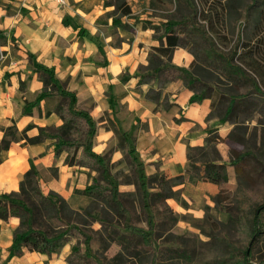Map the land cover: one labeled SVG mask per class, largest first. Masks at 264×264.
Masks as SVG:
<instances>
[{
  "label": "crops",
  "instance_id": "obj_1",
  "mask_svg": "<svg viewBox=\"0 0 264 264\" xmlns=\"http://www.w3.org/2000/svg\"><path fill=\"white\" fill-rule=\"evenodd\" d=\"M127 2L135 15L134 4L147 5L148 0ZM111 8L104 5V0H66L61 5L54 0H0V126L14 122L22 131L30 125L26 134L34 136L38 126L62 124L49 104L50 97L28 106V112L23 111L42 90L38 69L43 67L51 70L66 90L75 93V109L90 115L95 129L94 152L103 153L116 145L110 161L122 159L113 129L118 128L125 133L145 175L157 171L167 177L185 175L187 148L202 146L208 128H217V134L225 137L231 127L208 116L209 98L190 101L192 91L179 79L164 89L169 107L154 111L155 103L144 94L150 86L157 88V81H137L139 68L148 62L147 52L158 45L153 29L142 25L146 20L154 23L160 18L146 13L122 17L121 21L129 24L126 29L112 25L107 14ZM171 55L170 63L183 67L193 59L180 46L174 47ZM23 142H12L8 149L0 151V193L18 191L24 174L32 168L44 193H59L74 209L89 203L88 196L74 192L90 183L87 167L67 165L65 151L55 156L50 139L34 144ZM216 149L224 161L226 150L218 143ZM217 187L208 180H189L186 176L173 189L191 202L206 199L205 193H214ZM18 223L15 216L0 219V264H66L69 245L51 255L25 251L9 257Z\"/></svg>",
  "mask_w": 264,
  "mask_h": 264
},
{
  "label": "trees",
  "instance_id": "obj_2",
  "mask_svg": "<svg viewBox=\"0 0 264 264\" xmlns=\"http://www.w3.org/2000/svg\"><path fill=\"white\" fill-rule=\"evenodd\" d=\"M202 1L206 3L207 0ZM223 1L215 0V7L206 9L207 12L215 13L214 20L210 18V14H204L201 9L200 14L204 23L200 26L195 25L193 17L191 19L173 14L165 18L160 17L154 23L146 20V25H142V27H151L152 36L158 41V45L152 46L147 52L148 62L144 67L139 68L137 81L142 83L152 78L157 81L158 87L150 86L144 94L155 103L154 111L169 107L164 89L170 82L179 79L185 87L191 89L190 101L210 99L208 116H215L219 123L236 122L240 114L254 117L258 123L264 122L262 120L264 98L258 99L260 105L252 100V97L264 96L262 84L257 79L259 69L264 66V63L260 62V58H264V34L259 24H256L255 30L261 33V36L257 33L252 39L242 42L240 49L233 46L227 53L217 52L214 41L209 38L207 32H214L217 23L215 21L222 20L221 14L229 13L230 7L233 8L237 3V0ZM259 3L262 5L259 14L264 15V0H260ZM104 5L112 6L107 12L111 17L112 25L129 28V24L121 21L122 17H135L127 0H104ZM193 11L195 14L198 13L196 9ZM195 32L208 43V46L202 47L203 55L199 59L201 64L195 63L197 54L188 48L191 43L190 37ZM176 46L187 49L193 55L187 67L170 63L172 50ZM211 66L221 69L227 79H231L230 82L240 81L250 84V87L243 93L226 95L219 89L217 83L220 73L215 72L210 68ZM38 71L43 83L42 90L32 103L24 106L23 111L28 112V106L38 105L41 99L55 96L58 102L52 110L62 119V124L38 126V133L34 136L26 134L30 125L22 131L17 129L14 122L11 125H1L3 136L0 138V151L8 149L12 142L19 140H23L24 144H34L50 139L51 144L54 145L55 156L65 151L67 155L64 162L67 165L78 164L87 167L88 170L97 172L100 177L97 178L89 172L87 177L90 183L83 188H75L74 192L89 197V203L82 209L72 208L57 192L44 193L40 188L37 174L32 168L24 174L18 191L0 193V219L6 221L9 216L19 219L18 225L13 230L9 257L21 255L25 251L51 255L59 253L64 246L69 245V253L65 257L66 264L140 263L142 247L154 245L152 207L156 202L163 203L166 198L174 197L176 191L173 186L176 183L187 176L189 180L205 179L219 186L227 179L225 168L227 164L236 171L240 169L239 163L245 154L229 149V161L227 163L221 161L220 154L216 150L219 138L217 128H208L207 134L203 137L202 146L187 148L188 165L185 175L167 177L162 171L145 175L141 163L133 155V148L128 146L125 133L118 128H113L126 167L135 168L138 173L132 183L142 191L140 200L148 229L137 227L132 224L131 214L118 197L117 187L112 184L107 175L109 159L105 153H96L92 150L95 129L90 115L86 111L75 109V93L66 90L64 83L56 78L51 70L40 67ZM234 130L233 126L226 135L231 138ZM207 150H211L214 156L208 157ZM147 186L155 189L145 192L144 187ZM263 209L264 202L253 209L252 235L254 234L255 237L258 233L259 212ZM92 221L98 222L100 227L90 229L89 225ZM93 238H96L100 244V254L92 248ZM110 244L118 245L119 249L110 257H105L104 252ZM250 250V244L243 250V264H253L250 260Z\"/></svg>",
  "mask_w": 264,
  "mask_h": 264
},
{
  "label": "rangeland",
  "instance_id": "obj_3",
  "mask_svg": "<svg viewBox=\"0 0 264 264\" xmlns=\"http://www.w3.org/2000/svg\"><path fill=\"white\" fill-rule=\"evenodd\" d=\"M259 2L260 0H237L234 7H230L229 13L221 14L222 20L215 21L217 23L214 32L208 31L207 35L214 41L217 52L227 53L233 46L240 49L242 42H247L257 33L261 36V33L255 30L256 24H259L264 34V15L259 14L262 8ZM207 7L214 8L215 0H207L206 3L202 0H148L147 5L138 6L135 3L133 10L137 16L146 13L159 18L171 14L191 19L193 17L195 25L200 26L204 23L200 14L201 9L204 14H210L212 20L215 18L214 12L206 11ZM136 9L140 11L136 12ZM194 9L198 13H193ZM196 33L190 37L191 43L188 48L197 54L195 63L201 64L199 60L203 55L201 50L202 47L208 46V43ZM260 62L264 63L263 57L260 58ZM262 67L258 71L257 79L264 90V66ZM210 68L220 73L217 83L219 89L226 95L243 93L250 87L248 83L230 82L231 79H227L221 69L213 66ZM260 98L263 99L264 96L252 97V100L260 105L258 101ZM56 102L58 98H49L50 106L54 107ZM244 116L246 115L240 114L236 122L229 123L230 127L234 126L235 129L231 138L217 134L219 136L217 143L226 150L224 162L227 163L230 159L229 149L245 154L239 163L240 169L236 171L227 164L226 181L222 182L214 193H205L206 199L201 197L190 202L176 190L174 197L166 198L163 203L156 202L153 210L151 209L154 245L142 247L140 263L131 264H243L242 252L249 244L251 262L264 263V209L259 212L258 233L256 237L252 235L253 209L264 202V122L258 123L254 117ZM262 117L264 120V116ZM114 146L116 145H110L103 151L109 159L107 175L117 187L118 197L131 214L132 224L148 229L140 200L142 191L132 183L138 173L135 168L126 167L124 157L117 162L110 161V153ZM207 151L208 157L214 156L211 150ZM86 172L100 177L94 170L87 169ZM151 189L155 188L144 187L145 192ZM74 202L76 203V200ZM99 227L96 221L89 225L93 230ZM91 244L93 250L100 254L98 240L93 238ZM118 249V245L110 244L104 256L110 257Z\"/></svg>",
  "mask_w": 264,
  "mask_h": 264
},
{
  "label": "built area",
  "instance_id": "obj_4",
  "mask_svg": "<svg viewBox=\"0 0 264 264\" xmlns=\"http://www.w3.org/2000/svg\"><path fill=\"white\" fill-rule=\"evenodd\" d=\"M57 4L61 5V4H65L66 0H54ZM3 58V54L0 51V59Z\"/></svg>",
  "mask_w": 264,
  "mask_h": 264
}]
</instances>
